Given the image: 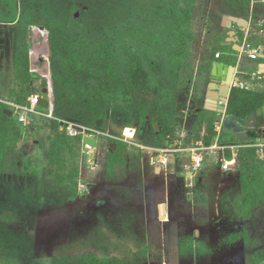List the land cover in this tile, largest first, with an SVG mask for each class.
<instances>
[{
	"label": "rangeland",
	"instance_id": "obj_1",
	"mask_svg": "<svg viewBox=\"0 0 264 264\" xmlns=\"http://www.w3.org/2000/svg\"><path fill=\"white\" fill-rule=\"evenodd\" d=\"M232 2L249 5L239 7L250 11L248 24L224 23V17L238 18ZM221 41L234 43L222 48ZM246 43L264 48V0H0L1 100L24 105L26 97L42 91L43 79L51 90L43 97L53 101L54 91L74 97L64 76L78 67L97 86L105 73L95 59L106 55L128 84L136 61L143 65L169 128L165 139L155 134L152 119L134 111L131 96H118L104 132L84 124L79 114L72 119L96 131L94 150L68 138L72 154L52 164L47 153L54 136L30 114L37 120L38 144L28 152L10 147L0 159V264H258L253 257L264 253V202L246 208L242 184L252 200L264 198V130H255V140L231 141L222 133L225 115L200 110L217 54L239 66L232 88L264 92V58L259 65L249 61ZM27 62L37 78L27 76ZM239 78L250 85L241 88ZM209 121L219 129L207 150L199 151L208 168L189 175L182 157L196 148L188 142ZM103 133L123 144V159L101 148ZM160 156L166 165L154 164ZM143 158L147 167L160 170L145 183L135 164ZM223 159L236 160L234 171L214 168ZM77 168L79 178H73ZM144 186L167 203L170 220L164 207L162 216L157 207L155 221L142 218L135 230L127 210L122 222L117 215L107 218L117 210L110 207L116 194ZM104 204L105 214L91 208Z\"/></svg>",
	"mask_w": 264,
	"mask_h": 264
},
{
	"label": "trees",
	"instance_id": "obj_2",
	"mask_svg": "<svg viewBox=\"0 0 264 264\" xmlns=\"http://www.w3.org/2000/svg\"><path fill=\"white\" fill-rule=\"evenodd\" d=\"M240 6L249 7V5L246 4L232 2L234 16L249 21L251 15L250 11H246V9L243 7L239 8ZM50 31L53 33V29H50ZM219 45L222 48L228 47L223 46L224 41H221ZM28 60L30 63L29 56ZM95 60L100 65V67H102L105 73L103 77L97 79V86H94L90 82V79L92 77L87 70L72 66L70 74L64 76L65 81L63 82V85L67 89L74 90L75 95L74 97H68L66 94L54 91V117L56 119L72 121L74 115L79 114L83 119L84 124H87L88 126L94 127L96 129L103 130L105 128L104 124L108 119L107 112L110 108L111 101L114 100V98H118V96H126L125 98L128 99L130 95L133 99L132 104L134 106V111L143 118L149 116L153 121V132L155 134L162 135V137L165 139L169 132L167 118H165L166 115L163 113V108L158 102V95L155 92L150 91L151 89L149 76L143 65L139 61H136L135 70L133 71L131 77V83L128 84L117 77L113 67V62L110 57L103 55ZM220 61L227 63L229 66L236 65L230 62V60H226V58L224 57H222ZM214 62L211 65L210 73L212 71ZM261 62H263V60H259L254 63H257V65H259ZM29 63H26L27 73L30 71V68L27 66ZM27 76L37 78V75L32 74L31 71L27 74ZM38 94L42 95V91L26 97L24 105L28 104V100L32 96ZM263 106L264 92H256L234 87L232 88L230 93L225 116L233 115L246 123L250 120L251 116L256 114L258 110H260ZM7 109L8 108L6 106L0 105V159L5 149H8L10 147L17 149L18 143L22 140V128H26L29 131L31 129H35L37 120L39 119L43 120L41 122L40 128L49 131L50 135L54 136L52 139L53 143L47 153L49 162L52 164H55L57 162L59 163L61 162L63 156L72 154L74 150L72 149L73 146L70 144V141H68L69 137L60 131V122L46 118H36L37 120L31 118L30 126L27 127L20 124L18 120H14V117H8L7 115H5L4 111ZM200 110L202 112H206L207 114H213L209 111H206L204 107ZM90 119H95L96 124L94 123V125L93 123H90ZM99 122L100 124H102L101 127L97 125ZM217 128L218 127L215 122L209 121L207 123L205 131L199 130V133L194 138V141L192 143L189 141L188 143L192 144L195 147L210 146L215 139L216 133L218 131ZM261 128H264V126ZM222 133L227 135V137L231 141H238L234 134L226 132L223 129ZM249 137L252 140L257 139L256 131H251ZM74 139H78L76 144L78 147L82 148L84 145L83 139ZM113 143L116 144L117 150L113 153L110 152V156L116 157L117 152L121 150L123 144L117 141ZM215 169L218 172H221L218 168L215 167ZM79 173L80 169L77 168L75 170V176H73V178H79ZM62 180L63 182H67L66 179ZM242 190L245 193L243 204L246 208L257 209L260 206V203L264 202V198L259 200V202L252 200L248 194L245 183L242 184ZM77 196V193L74 192L72 198H76ZM253 260L255 263L264 264V253H255Z\"/></svg>",
	"mask_w": 264,
	"mask_h": 264
},
{
	"label": "crops",
	"instance_id": "obj_3",
	"mask_svg": "<svg viewBox=\"0 0 264 264\" xmlns=\"http://www.w3.org/2000/svg\"><path fill=\"white\" fill-rule=\"evenodd\" d=\"M231 18H235V17H224V23L226 22L229 25L235 24L236 21L232 20ZM227 43H229L230 46H233L234 42L231 41V42H227ZM229 45L227 44L228 47H230ZM234 49H236V46L234 47ZM222 57L223 56H221L220 59L215 60L214 64L215 63H222V64L229 66L227 63L220 61L222 59ZM259 72H260V70H259ZM239 75H240V69H239V66L238 67L236 66L235 77H236L237 82H238ZM240 81H241V79H240ZM247 85L248 86L250 85L249 81H247ZM0 100H1V98H0ZM205 102H206V97H205ZM204 109H205V106H204ZM7 110H11V109L8 108ZM40 111L43 112L44 114H48L50 112V109L41 108ZM14 116H15V114H13L12 117H14ZM15 119L17 120V117H15ZM33 131H34V129H31L29 131L28 129L24 128V133L22 131V140L17 145V149H16L17 151L23 150V151L28 152L34 148V145L38 144L39 141L34 138V132ZM103 136H105L107 141L102 142L101 148L105 151L108 150L109 152H112V153L115 152L117 150L116 144H113L110 141V136L108 134L105 133ZM94 140L96 141V145H95V147H96L98 145V140L95 139V137H94ZM120 140L123 141L122 139H120ZM95 147H92L93 149L91 150V152L94 150ZM141 147L144 149H152V148H147V147L142 146V145H141ZM121 152H122V150H119L117 152L116 156L119 157L120 159H123V154H121ZM124 157H125V155H124ZM128 158H130V157H128ZM135 164H138L137 165L138 166V175H141L143 177L142 180L144 183H145V178L155 179V177L160 175V170H159V172L158 171L155 172L153 166H151V165L148 167L146 166L147 162L144 158L142 160H140L139 162L136 161ZM114 193L116 194L117 191ZM154 195H155V193L153 191L146 189V187L144 186V189L137 191V192L116 194L115 197H117L116 198L117 202L114 203V205L110 206V207H114V208L117 207V210L114 209V211H111V213L108 212L107 214H105L104 208L106 207V204H104L102 206H98V207H91V208H93L95 213H99V214L101 213V214L107 215V218L111 214L117 215L116 217H119V218H115V220L117 219V221H121V222L123 221L124 215L126 214L125 212H123V210H127L128 213L126 214V216H127L126 221L129 220V221L133 222V224L135 226V227H133V230H135V229H137L136 223L139 222V220L142 218H143L142 220H144V221L145 220L147 221V219H148V222H149V220L152 222L155 221L156 218L153 217V215L155 216L157 207L159 208V214L161 216H162L161 209L164 207L165 220L166 221L170 220L171 214H170V211L168 210L167 203L164 202V200L163 201H157L156 198H154ZM109 197L110 196L107 195V198H108L107 199V205L109 204V200H110ZM124 199L125 200L126 199L131 200L133 202L132 206H124L123 205L125 202V201H123ZM85 212H90V209L87 208ZM130 214H133V216H130ZM97 220H98V218H97ZM142 220L140 221V223L142 222Z\"/></svg>",
	"mask_w": 264,
	"mask_h": 264
},
{
	"label": "water",
	"instance_id": "obj_4",
	"mask_svg": "<svg viewBox=\"0 0 264 264\" xmlns=\"http://www.w3.org/2000/svg\"><path fill=\"white\" fill-rule=\"evenodd\" d=\"M240 25H246L248 22L244 19L231 18ZM229 45V43H227ZM230 46V45H229ZM264 57V54L262 55ZM236 67L227 66L222 63H215L211 71V82L208 86L206 93L205 110L216 112L221 115H226L227 104L232 90V85L236 80ZM242 82H246L243 80ZM50 82L48 79L41 80L42 95L51 94L49 88ZM41 97L39 105L45 109L53 108V101L45 97ZM4 114L8 117L13 116V111L5 110ZM264 126V106L258 110V112L251 116L250 120L246 123L236 116L229 115L225 116L222 122L221 128L229 133L236 136L238 141H246L250 136L251 131H255L258 128ZM24 133V128L22 129ZM84 144H88L95 147L96 141L90 137L83 139ZM183 166H190L191 161L188 157H184L181 161Z\"/></svg>",
	"mask_w": 264,
	"mask_h": 264
},
{
	"label": "built area",
	"instance_id": "obj_5",
	"mask_svg": "<svg viewBox=\"0 0 264 264\" xmlns=\"http://www.w3.org/2000/svg\"><path fill=\"white\" fill-rule=\"evenodd\" d=\"M244 50L247 54V58L249 59V61L257 62V61L262 60L264 58V57H262V55L264 54V48H262V47H255L250 43H246L244 46ZM220 57H221V55L217 54V58L219 59ZM256 74L259 75L260 72L258 71ZM256 74H255V76H257ZM233 85H234V83H233ZM246 86H248L247 81L246 82H240L241 88H245ZM41 97H42V95H39V94L32 96L28 100L27 105L11 103V102L2 101V100H0V103L10 107L11 110L13 111V113L17 116V120L19 121V123L22 124L23 126H27L30 124L29 115L33 114V115H35L34 117H36V118H47L50 120H56V121L60 122L61 123L60 131L62 133H64L66 136H68L69 138H82V139H84L86 137H90V138L94 139V137H95L94 133L96 132L95 130H93L92 128L86 127V126L78 125V124H76L72 121H69V120L56 119L53 115V108L52 107L50 108V112L48 114H44L43 112H41L39 110V108H43L39 105V100ZM218 129L219 128H217V130ZM263 130H264V128H263ZM84 146L86 149H88L90 151L93 149L92 146H90L88 144H84ZM205 150H207L206 147L190 148L187 150V153L185 155H183L182 159L184 157H188L191 161L190 166H185L189 175H195V174L201 172L205 167L208 168V165L205 162L204 156L201 154V152H199V151H205ZM157 163L158 164L161 163L162 165H166L167 160H165V157L160 156L159 158H156L154 160V164L156 165ZM235 165H236L235 159H231V160L223 159V160L219 161L218 163H216L215 167L218 168L223 173H230V172L234 171Z\"/></svg>",
	"mask_w": 264,
	"mask_h": 264
},
{
	"label": "flooded vegetation",
	"instance_id": "obj_6",
	"mask_svg": "<svg viewBox=\"0 0 264 264\" xmlns=\"http://www.w3.org/2000/svg\"><path fill=\"white\" fill-rule=\"evenodd\" d=\"M212 81V80H211Z\"/></svg>",
	"mask_w": 264,
	"mask_h": 264
}]
</instances>
